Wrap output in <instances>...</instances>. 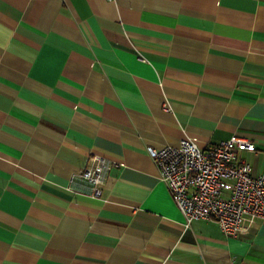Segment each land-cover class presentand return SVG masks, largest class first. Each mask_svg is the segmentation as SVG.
I'll list each match as a JSON object with an SVG mask.
<instances>
[{"label": "crops", "instance_id": "obj_1", "mask_svg": "<svg viewBox=\"0 0 264 264\" xmlns=\"http://www.w3.org/2000/svg\"><path fill=\"white\" fill-rule=\"evenodd\" d=\"M233 135L264 176V0H0V264H264V221L186 227L148 156Z\"/></svg>", "mask_w": 264, "mask_h": 264}, {"label": "built area", "instance_id": "obj_2", "mask_svg": "<svg viewBox=\"0 0 264 264\" xmlns=\"http://www.w3.org/2000/svg\"><path fill=\"white\" fill-rule=\"evenodd\" d=\"M242 152L255 153L256 149L238 135L205 149L189 139L176 147L148 148L185 226L211 220L231 237L257 219L264 221V176L252 174L251 166L239 157ZM112 165L102 156L88 159L79 177L88 184L91 197L102 196Z\"/></svg>", "mask_w": 264, "mask_h": 264}]
</instances>
